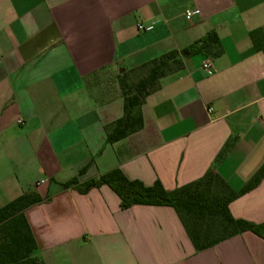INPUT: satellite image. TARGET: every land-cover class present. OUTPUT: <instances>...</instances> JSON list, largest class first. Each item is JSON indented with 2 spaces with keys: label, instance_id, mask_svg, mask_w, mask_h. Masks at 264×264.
<instances>
[{
  "label": "crops",
  "instance_id": "crops-1",
  "mask_svg": "<svg viewBox=\"0 0 264 264\" xmlns=\"http://www.w3.org/2000/svg\"><path fill=\"white\" fill-rule=\"evenodd\" d=\"M209 31L220 52L183 55L142 125L107 142L125 115L119 75ZM263 163L264 0H0V206L43 198L25 210L43 264H264L252 231L196 250L172 206L62 186L119 168L173 190L213 168L239 190ZM228 209L264 222V176Z\"/></svg>",
  "mask_w": 264,
  "mask_h": 264
},
{
  "label": "trees",
  "instance_id": "trees-1",
  "mask_svg": "<svg viewBox=\"0 0 264 264\" xmlns=\"http://www.w3.org/2000/svg\"><path fill=\"white\" fill-rule=\"evenodd\" d=\"M212 49L215 54L220 52L215 31H209L204 38L197 40L193 45L167 51L138 68L123 71L118 80L125 115L107 134V142L116 141L142 125L140 107L146 96L159 88L161 77L183 67V55ZM136 70H142V73L136 82L130 83L128 75ZM230 145L231 142L228 140L217 154L215 162L228 151ZM263 176L264 163L239 190H233L213 168H210L197 180L173 190H167L159 180L147 186L139 180L128 179L119 168H112L101 173L97 178L86 181L82 186H78L76 177L63 182L62 186L76 187L80 192H86L93 186L108 185L119 196L122 208L135 204L172 206L181 218L195 249L200 250L244 231H252L264 238V222L254 223L234 218L228 209V204L233 199L254 188ZM211 180L220 182L226 189L227 195L222 196L221 199L216 198L214 203L201 204L195 209L194 206L199 204L196 200L199 188ZM42 200L43 198L36 191L31 190L0 207V264H43L37 256L33 255L36 241L25 216V210L28 207ZM180 208L187 210L192 219L191 224L188 225L185 222ZM206 216L217 218V222L222 224V229L211 233L208 229L202 228Z\"/></svg>",
  "mask_w": 264,
  "mask_h": 264
},
{
  "label": "rangeland",
  "instance_id": "rangeland-1",
  "mask_svg": "<svg viewBox=\"0 0 264 264\" xmlns=\"http://www.w3.org/2000/svg\"><path fill=\"white\" fill-rule=\"evenodd\" d=\"M141 73L142 70H136L132 72L130 75H128V81L130 83L136 82V80L139 79L138 77H140ZM225 195H227V191L220 182L215 180H211L209 183L206 182L204 183V185H202L199 188L198 194L196 196L197 198L196 200L197 202H199V204H197V206L195 205L194 208L196 209V207L200 206L201 204L203 205V204L214 203L216 198L221 199V197ZM203 210L207 211V209H203ZM180 211L182 213V217L185 220V222L188 225L191 224L192 219L191 217H189L187 210L184 208H180ZM204 220L205 221L203 222L201 227L204 228L205 230L208 229V231L212 233V232H219L222 229V224L217 222V218L206 216Z\"/></svg>",
  "mask_w": 264,
  "mask_h": 264
},
{
  "label": "built area",
  "instance_id": "built-area-1",
  "mask_svg": "<svg viewBox=\"0 0 264 264\" xmlns=\"http://www.w3.org/2000/svg\"><path fill=\"white\" fill-rule=\"evenodd\" d=\"M195 12H197V10H196ZM192 13H193V12L187 11V12H186V15H187V16H190ZM210 66H211V64H210V61H209V60H206V61L203 63V67H204L205 69H209ZM20 122L22 123L23 121L20 120Z\"/></svg>",
  "mask_w": 264,
  "mask_h": 264
}]
</instances>
